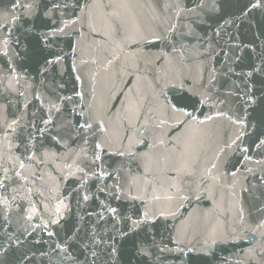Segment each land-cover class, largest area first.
Wrapping results in <instances>:
<instances>
[{"label": "water", "instance_id": "95a60500", "mask_svg": "<svg viewBox=\"0 0 264 264\" xmlns=\"http://www.w3.org/2000/svg\"><path fill=\"white\" fill-rule=\"evenodd\" d=\"M253 2L0 0V178L5 169L11 178L0 188L9 205L0 203V264H260L259 257L250 259L249 249L264 252V236L249 229L264 222V146L256 147L264 140V0L256 9ZM199 3L204 7L197 8ZM92 4L99 6L86 7ZM176 5L185 9L179 16ZM82 13L92 20L72 24ZM156 36L167 39L150 43ZM56 57L58 64L46 66ZM181 79L184 89L171 87ZM209 80L217 108H191L197 97L185 89L200 91ZM161 88L168 102L187 106L199 119L219 109L243 123L222 117L168 127L161 145L162 130L141 127L144 117L165 103ZM65 96L72 100L50 113L49 101ZM249 97L255 103H245ZM49 116L55 127L43 123ZM152 116L161 118L158 112ZM96 118L109 129V152L133 145L135 155L102 154L99 162L120 176L119 198L112 195L117 181L84 177L70 151L83 146L90 156L93 141L104 133L89 134L86 144L67 140L68 148L50 139L69 122L91 120L95 128ZM14 119L16 131L6 133ZM44 128L49 131L40 140L37 130ZM237 136L241 139L229 147ZM30 140L37 154L50 149L60 159L39 166L27 161ZM181 151L196 173L177 180L171 170ZM16 157L31 163L23 170L27 182L14 176V166L20 171ZM172 183L189 198L164 199ZM153 189L161 200L153 199ZM85 195L90 199L84 201ZM57 206L60 213L54 214ZM145 212L146 222L132 230V221L145 220Z\"/></svg>", "mask_w": 264, "mask_h": 264}, {"label": "snow or ice", "instance_id": "6c2138e0", "mask_svg": "<svg viewBox=\"0 0 264 264\" xmlns=\"http://www.w3.org/2000/svg\"><path fill=\"white\" fill-rule=\"evenodd\" d=\"M99 6L98 4H92V5H86V7L88 8H95ZM23 7H31V5H24ZM55 7H59V5H56ZM105 7H112V5H105ZM176 7L179 9L178 11V16H179V12H183L185 11V9L180 8L179 5H176ZM197 8H203L204 4L203 3H199L196 6ZM262 7V3L261 0H254V2L251 4V8L256 9V8H260ZM187 12H195L196 9L195 8H187L186 9ZM87 18L88 21L92 20V16L90 13H82L81 17H78L76 20H73L71 23L72 24H80L81 20L83 18ZM68 24L64 25V28L68 27ZM91 26V24L89 25ZM64 28H58V32L63 34L64 33ZM173 32L175 31V28L173 27L171 29ZM161 39H167V37H160V36H156L155 40H151L149 41L150 43L156 42L158 40ZM4 45L5 48H7L8 46V40L5 39L4 40ZM173 50L175 51V47L173 46ZM4 56H8V51L5 50L2 53ZM181 56H183V53H181ZM60 57H56L55 59L52 60H47L46 61V66L48 64H58L60 62ZM45 70H47V67H45ZM14 71V69L12 70ZM249 76L252 75L251 72L248 73ZM14 79H19L18 77H14ZM80 77L77 76V80H79ZM195 82H193V87H195ZM213 86L212 84V80L208 81V85L205 86L203 84L200 85V88L202 90L200 91H196V92H192L191 89H185V91H188L190 95H194L197 97L196 101L194 103H192L190 105L191 108L196 109L198 106H207L209 108H217V105L215 102H213V96L214 94L211 93L209 91V89ZM8 87L11 88V82H9ZM171 87H179L184 89V80L181 79L180 82L178 84H172ZM160 94L161 96L164 97L165 103H163L162 105L159 106V108L157 109H152L151 112H149L148 116L144 117V123L141 125V127L144 129V131H151L154 129H160L161 131V138L159 139V143L161 145H163L164 140H163V135L164 133H166L168 127H179L181 125H185L186 123H190V122H195L196 124H205L209 121H213V120H218L222 117H227V119L231 120L233 123H243V120H233V118L231 116H227V114L225 112L220 111L219 109H217L215 115H208L206 119H199L195 114L194 111H189L187 106H180V104L177 103H172V102H168V97L167 94L164 92V89L161 88L160 89ZM231 94V93H230ZM77 95L80 97L81 100H83L84 96L82 92L77 93ZM39 99V98H38ZM64 100H72V97H57L56 99L50 100V108H49V112L51 113L53 110L56 112H60L61 111V106L63 104ZM222 103V102H221ZM245 103H255V100L252 97H249L247 101H245ZM152 112H158L159 116L161 118H156L152 116ZM81 115H84V113H81ZM140 117L137 116V120H139ZM148 119H154L155 123L150 125L148 123ZM172 121H178L177 124H173ZM43 123L45 125H53V127H55V125L53 124V120L51 118V116H49L48 119H46L45 121H43ZM19 124L18 120H13L11 124L6 125L5 128V132L7 133L8 131L11 132H15L16 128L14 127V125ZM95 125L96 127L94 128L93 122H91V120H86L83 124H80L79 122H77V125H72L70 122L69 123H65L63 125H60V129L62 131L57 132L56 135H51L50 139L54 142L55 145H61L64 148H68V144L66 143L67 140H72L74 143H87L88 139H89V134L91 135H96V132L99 131L100 133H104L105 137L103 139L98 137L99 142L93 141V147H92V151H91V155L89 156L88 153V149L84 148L83 146H81L79 148V151H75L70 149V151L73 154V163L76 164L77 167V171L82 173L84 177L89 176V174L91 173L92 176H95L97 178H104V177H108L111 176L115 181H117L116 184H114L112 187L113 189H115V191L112 192V195L119 198V196L122 194V192L120 191V184H119V180L121 179L120 176L118 174L114 175L111 172H107L106 170H103V165L100 164L99 162L102 159V154H109V155H120V156H124L126 154H131V155H135V153L132 152V147L133 145L131 143H129V146L127 148L126 151H119L116 153H112L108 151L109 148V142H106L107 140V135L109 132V129L105 127L104 121L102 118H96L95 119ZM38 137L40 140L44 139V135L46 132L49 131V129L44 128V129H38ZM136 131H140V129H137ZM5 139H7V135H5ZM130 139V138H129ZM241 137L237 136L235 137V139L232 141V143L229 145V147H233L234 145H236V142L238 140H240ZM31 148L29 153L26 156V160L29 162H33L35 165L39 166L41 164H44L46 162H51V159L54 158L56 160H59L60 157L56 156L55 152H52L50 149L45 150L44 148H41L39 150V154H37L36 149V143H33L31 140L29 141ZM264 146V140H261L259 142V144L256 145L257 148ZM177 147H180L179 144H177ZM240 150L244 153L248 152V148L247 147H240ZM222 154V153H221ZM184 153L181 151L180 152V156L178 158V166L174 167L171 171L174 173L175 178L178 180L180 178V176L186 175V176H194L196 173V169H195V165L193 163H190L189 161L185 160L184 158ZM145 158L147 157V154H145ZM18 163V167L20 169V171H16L15 170V166L13 167V173L14 176L16 178H18L19 181H24L27 182L28 180V176H26L23 173V170L26 167H30L31 163L26 164L24 160H21L20 157H16ZM219 159V157H217V160ZM245 160L250 159L248 156L244 157ZM256 163H261V161H256ZM81 164H83L84 166L82 167ZM96 165L97 168H101V172L97 173L96 172V168H93L92 166ZM211 168L212 169H216L217 168V163L213 162L211 164ZM250 171V169H249ZM37 173L32 172L31 175L35 176ZM74 175V173H72ZM147 174V173H146ZM208 175H211V171H208ZM231 175L233 177H235L236 173L232 172ZM11 178L8 176V170L5 169L4 170V175L2 178H0V188H7L9 185L8 183H6V181H9ZM131 186H135L134 181L131 182ZM16 189H13V191H15ZM29 191H31V189H29ZM101 191H105V189H101ZM168 194L164 197V199L168 200V201H172L174 199H188L189 197H187L184 194V190L181 187V185L179 183H172L169 185V189L167 190ZM40 195H43V193H40ZM132 199L136 200V199H143L140 196H131ZM90 197H88L87 195L83 196V200L87 201L89 200ZM153 199L155 201H159L161 200V196L155 194V189H153ZM196 199H199V196L196 197ZM13 200H15V197H13ZM0 203H3L5 207H8V201L4 198V197H0ZM61 203H63V201H61ZM145 203H147V201H145ZM107 207V210L112 213L115 214L117 212L116 208H112L109 206H105ZM60 213V208L59 206L56 207L55 209V213L54 214H59ZM240 214H241V222L243 223V209H240ZM160 215H163V213L161 212ZM144 217L145 220H133L132 224H133V229L135 230V227L138 226L141 223L146 222L147 218H148V213L145 212L144 213ZM29 220L32 219L31 216L27 217ZM131 219V218H129ZM51 223L54 224H58L59 220L58 219H53L51 221ZM261 229H264V222H261L259 224L256 225L255 228H251L249 229V231H253V232H259L261 236H264V231H261ZM55 233L49 232V235H54ZM63 251H67V248H64ZM145 255H147L148 253L145 252ZM249 257L250 259H256L257 257L260 258V264H264V252H257L254 249H249Z\"/></svg>", "mask_w": 264, "mask_h": 264}]
</instances>
